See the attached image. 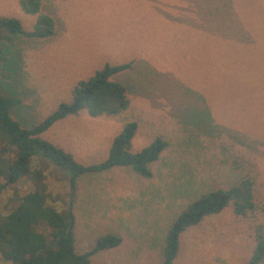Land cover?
<instances>
[{"label": "rangeland", "instance_id": "1", "mask_svg": "<svg viewBox=\"0 0 264 264\" xmlns=\"http://www.w3.org/2000/svg\"><path fill=\"white\" fill-rule=\"evenodd\" d=\"M39 1V12L54 22L52 35L32 39L1 29L9 50L0 93L18 99L11 117L33 126L103 64L131 62L110 77L124 87L125 109L96 117L81 110L39 136L81 164L102 161L130 121L131 151L154 137L166 142L149 164L150 177L126 167L78 177L74 252L108 233L120 243L93 254L91 264H159L175 215L201 193L247 175L258 207L238 216L228 206L186 228L172 261L246 264L255 226L264 234V0ZM1 17L17 19L23 31L34 21L18 0H0ZM30 167L44 176L47 203L63 209L67 173L41 155L31 157ZM31 188L26 177L13 183L0 177V218ZM0 264L10 263L0 256Z\"/></svg>", "mask_w": 264, "mask_h": 264}, {"label": "trees", "instance_id": "2", "mask_svg": "<svg viewBox=\"0 0 264 264\" xmlns=\"http://www.w3.org/2000/svg\"><path fill=\"white\" fill-rule=\"evenodd\" d=\"M226 3H229L226 0ZM20 10L33 15L30 30L23 31L15 18H0V76L8 65L9 35L24 34L32 39H45L53 34L52 18L39 12V0H18ZM4 28L8 34L1 33ZM131 62L111 65L105 63L85 80L78 81L66 101L59 102L38 123L23 127L10 115L18 99L0 93V177L13 183L20 177L30 180L32 188L16 199L15 206L0 218V256L10 264H91L90 257L98 251L117 246L121 238L103 234L81 253L73 250L74 217L72 198L76 180L83 174L99 173L112 167H126L140 177H150L149 164L158 158L166 142L154 137L137 151L130 150V140L136 129L133 121L123 124L112 137L106 157L99 162L81 164L60 147L39 135L53 122L85 110L91 117L115 115L125 109L128 101L122 84L110 77L129 68ZM41 155L52 165L67 173L69 198L66 206L56 210L47 203L43 174L30 167L31 157ZM230 207L234 215L245 216L258 205L254 200L253 179L242 176L226 188L201 193L172 219L164 236L159 264H172L178 248V236L204 217ZM43 228V231L40 229ZM254 246L246 264L264 261V234L260 226L253 231ZM38 250L40 252L38 253Z\"/></svg>", "mask_w": 264, "mask_h": 264}, {"label": "water", "instance_id": "3", "mask_svg": "<svg viewBox=\"0 0 264 264\" xmlns=\"http://www.w3.org/2000/svg\"><path fill=\"white\" fill-rule=\"evenodd\" d=\"M40 252V250H38V253Z\"/></svg>", "mask_w": 264, "mask_h": 264}, {"label": "crops", "instance_id": "4", "mask_svg": "<svg viewBox=\"0 0 264 264\" xmlns=\"http://www.w3.org/2000/svg\"><path fill=\"white\" fill-rule=\"evenodd\" d=\"M75 189V188H74Z\"/></svg>", "mask_w": 264, "mask_h": 264}]
</instances>
